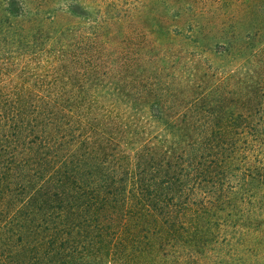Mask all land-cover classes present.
<instances>
[{
  "label": "trees",
  "instance_id": "1",
  "mask_svg": "<svg viewBox=\"0 0 264 264\" xmlns=\"http://www.w3.org/2000/svg\"><path fill=\"white\" fill-rule=\"evenodd\" d=\"M82 92L0 93V264H264V104L161 134Z\"/></svg>",
  "mask_w": 264,
  "mask_h": 264
},
{
  "label": "rangeland",
  "instance_id": "2",
  "mask_svg": "<svg viewBox=\"0 0 264 264\" xmlns=\"http://www.w3.org/2000/svg\"><path fill=\"white\" fill-rule=\"evenodd\" d=\"M109 63L115 72L97 84ZM71 70L66 86H45ZM54 90L95 93L102 111L161 134L153 109L214 98L254 109L264 104V0H0V93Z\"/></svg>",
  "mask_w": 264,
  "mask_h": 264
}]
</instances>
